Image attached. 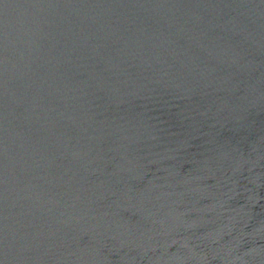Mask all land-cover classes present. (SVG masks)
Wrapping results in <instances>:
<instances>
[{"label": "water", "instance_id": "1", "mask_svg": "<svg viewBox=\"0 0 264 264\" xmlns=\"http://www.w3.org/2000/svg\"><path fill=\"white\" fill-rule=\"evenodd\" d=\"M0 264H264V0H0Z\"/></svg>", "mask_w": 264, "mask_h": 264}]
</instances>
